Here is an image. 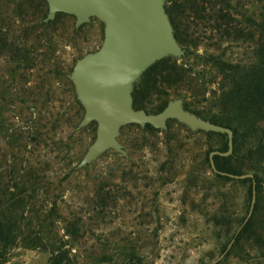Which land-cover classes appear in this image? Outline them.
Returning a JSON list of instances; mask_svg holds the SVG:
<instances>
[{
    "label": "rangeland",
    "instance_id": "rangeland-1",
    "mask_svg": "<svg viewBox=\"0 0 264 264\" xmlns=\"http://www.w3.org/2000/svg\"><path fill=\"white\" fill-rule=\"evenodd\" d=\"M230 1L242 37L218 38L222 25L182 10L185 54L140 76L134 109L157 113L182 99L204 119L234 123L214 106L217 63H256L259 34L250 22L264 20V0ZM46 14L44 0H0V264H264L257 142L236 137L230 159L262 183L243 225L250 182L216 176L207 160L224 147L223 134L175 120L166 130L128 125L118 136L125 156L109 149L75 169L96 123L75 129L83 108L67 75L99 48L103 25L91 18L74 28L73 16L44 22Z\"/></svg>",
    "mask_w": 264,
    "mask_h": 264
},
{
    "label": "water",
    "instance_id": "water-1",
    "mask_svg": "<svg viewBox=\"0 0 264 264\" xmlns=\"http://www.w3.org/2000/svg\"><path fill=\"white\" fill-rule=\"evenodd\" d=\"M44 1L47 5L44 22L62 13L74 17V28L89 22L91 18H97L103 25L99 48L77 59L67 75L75 98L83 108V115L75 129L96 123L95 138L75 169L86 167L109 149L125 156L118 136L120 129L128 125H138L140 128L149 125L157 130H166L167 122L175 120L193 132L223 134L227 148L225 151H209L208 164L213 173L231 179H251L250 206L243 225L251 214L255 200L253 175L218 171L213 161L215 155L227 157L232 153V129L185 109L182 99L169 100L157 113L133 108L132 92L140 76L164 58H181L185 54L173 35L165 11L168 0Z\"/></svg>",
    "mask_w": 264,
    "mask_h": 264
},
{
    "label": "trees",
    "instance_id": "trees-1",
    "mask_svg": "<svg viewBox=\"0 0 264 264\" xmlns=\"http://www.w3.org/2000/svg\"><path fill=\"white\" fill-rule=\"evenodd\" d=\"M168 3L169 5L165 10L173 35L177 43L182 46L186 47V36L188 35L182 30V10L184 9L193 12L194 15L202 13L204 20L207 22L212 20L214 23L222 25L224 33L218 38L224 37L225 39L237 41L239 37H242L241 29L237 27L239 23L232 17V13L229 14L230 11L234 10L230 0H169ZM216 5H219L217 9H215ZM250 25L259 34L256 46L252 51V56L256 59V63L248 64L247 66L217 63L220 79L216 82L218 86L215 89L219 94V98L214 106L218 108V115L223 117L230 115L233 117L234 123L231 125L224 124V126H229L232 129L233 142L236 137L257 142V148L260 150L259 155L264 158V20L258 23L250 22ZM189 36L192 35L190 34ZM202 38L205 37L202 36ZM205 39L208 40L210 38L206 37ZM206 59L207 61L212 60L211 57ZM167 61L168 59H164L157 62L151 68L159 64L164 65L163 63ZM166 70L170 73L174 71V67L167 65ZM136 89L137 86L135 85L133 90L135 100L137 97ZM205 119L216 123L215 116ZM226 148L225 143L220 151H225ZM232 157L233 150L227 157L213 156L215 168L221 172L243 174L234 170L230 163ZM216 176L221 177L222 175L216 174ZM238 180L250 182L251 190L250 178ZM253 180L255 188L262 187L261 180L255 174H253Z\"/></svg>",
    "mask_w": 264,
    "mask_h": 264
}]
</instances>
